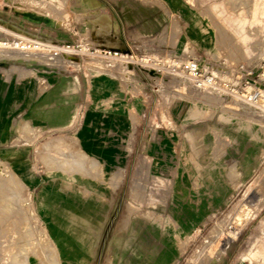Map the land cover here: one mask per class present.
Listing matches in <instances>:
<instances>
[{
  "label": "crops",
  "instance_id": "1",
  "mask_svg": "<svg viewBox=\"0 0 264 264\" xmlns=\"http://www.w3.org/2000/svg\"><path fill=\"white\" fill-rule=\"evenodd\" d=\"M202 1L63 0L49 12V36L119 50L153 39L190 54L211 48L209 27L192 9ZM120 81L95 66H0L1 264L21 262L6 249L22 246L41 250L28 264L53 261L49 247L58 248L59 264H176L195 231L247 181L243 165L213 159L197 194L172 192L168 222H142L140 239L119 238L115 173L128 165L119 140L134 134L139 103L122 104ZM135 245L141 251L128 250Z\"/></svg>",
  "mask_w": 264,
  "mask_h": 264
},
{
  "label": "rangeland",
  "instance_id": "2",
  "mask_svg": "<svg viewBox=\"0 0 264 264\" xmlns=\"http://www.w3.org/2000/svg\"><path fill=\"white\" fill-rule=\"evenodd\" d=\"M241 1L248 6L232 5L235 0L196 4L192 9L209 27L211 48H191L183 57L201 58L211 65L242 63L259 74L264 69V0ZM62 2L0 0V66H95L119 77L122 104L124 97L139 101L138 108L131 110L134 134L128 141L124 135L119 140L120 152L128 154V165L119 166L115 173L117 236L137 240L142 232L136 228L142 222H168L165 206L172 192L191 189L197 194V184L207 170L211 172V161H227L232 167L243 165L247 181L195 231L176 264H264V113L229 96L191 90L184 80L168 73L149 76L144 69L148 63L141 60L146 53L158 59L163 57L162 48L178 56L182 53L153 39L134 43L122 50H128L129 57H120L101 52V47L91 42L50 37L45 23H53L49 12L61 10ZM241 27L242 38L237 34ZM19 34L54 44L68 43L74 49L53 55L2 44L12 43ZM223 34L225 40L220 41ZM125 125H130L129 119ZM153 160H159L160 165ZM245 211H249L247 216ZM127 224H134V230H126ZM135 246L128 250L141 251ZM56 249L49 247V259L53 260L49 264H59ZM150 249L155 255L158 248ZM125 250L119 253L125 254ZM6 253L21 262L5 264H28L27 256L41 250L22 246L7 248ZM60 253L65 251L60 248Z\"/></svg>",
  "mask_w": 264,
  "mask_h": 264
},
{
  "label": "built area",
  "instance_id": "3",
  "mask_svg": "<svg viewBox=\"0 0 264 264\" xmlns=\"http://www.w3.org/2000/svg\"><path fill=\"white\" fill-rule=\"evenodd\" d=\"M2 43L20 50H46L53 55L65 53L64 48L74 49V46L68 43L54 44L51 40L24 34L16 35L12 43ZM160 50L162 59L147 53L141 58L143 62L148 63L144 69L149 76L159 77L168 73L174 78L184 80L191 90L221 97L229 96L264 113V69L259 74H254L251 68L242 63L234 66L225 63L211 65V62L201 58H184L187 56L184 52L178 56L173 51L164 48ZM100 51L110 56L129 57L128 50L101 48Z\"/></svg>",
  "mask_w": 264,
  "mask_h": 264
},
{
  "label": "bare ground",
  "instance_id": "4",
  "mask_svg": "<svg viewBox=\"0 0 264 264\" xmlns=\"http://www.w3.org/2000/svg\"><path fill=\"white\" fill-rule=\"evenodd\" d=\"M1 43V42H0ZM3 44V43H2ZM70 50H72L71 48H68V49H66V48H64V52H67V51H70ZM35 60V59H34ZM29 63H31V61H28ZM27 63V62H26ZM79 161V160H78ZM249 214V211H245L244 212V215H248ZM219 250V249H218ZM197 259V258H196ZM195 262V261H194ZM194 264V263H193Z\"/></svg>",
  "mask_w": 264,
  "mask_h": 264
},
{
  "label": "water",
  "instance_id": "5",
  "mask_svg": "<svg viewBox=\"0 0 264 264\" xmlns=\"http://www.w3.org/2000/svg\"><path fill=\"white\" fill-rule=\"evenodd\" d=\"M30 19V18H29ZM30 20H32V19H30ZM32 21H35V22H39V21H36V20H32ZM46 25H49V24H53V23H49V24H47V23H45Z\"/></svg>",
  "mask_w": 264,
  "mask_h": 264
}]
</instances>
